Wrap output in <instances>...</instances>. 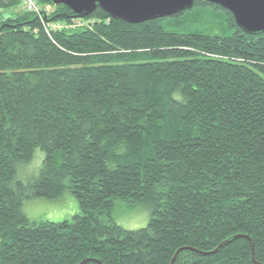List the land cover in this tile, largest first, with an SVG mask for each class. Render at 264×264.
<instances>
[{"label": "trees", "instance_id": "trees-1", "mask_svg": "<svg viewBox=\"0 0 264 264\" xmlns=\"http://www.w3.org/2000/svg\"><path fill=\"white\" fill-rule=\"evenodd\" d=\"M38 2L0 0V264H264V32L208 0L139 23ZM66 190L70 219L23 210Z\"/></svg>", "mask_w": 264, "mask_h": 264}, {"label": "water", "instance_id": "water-1", "mask_svg": "<svg viewBox=\"0 0 264 264\" xmlns=\"http://www.w3.org/2000/svg\"><path fill=\"white\" fill-rule=\"evenodd\" d=\"M67 5L75 16L86 17L100 6L112 17L139 23L171 16L194 6L195 0H51ZM229 9L238 25L250 34L264 32V0H208ZM238 236V235H236ZM248 237V235H245ZM250 238V237H249ZM251 240V238H250ZM224 241L222 244L227 243ZM220 245V246H221ZM218 248L213 250L216 251ZM253 254V243L251 241ZM172 264V263H171Z\"/></svg>", "mask_w": 264, "mask_h": 264}, {"label": "rangeland", "instance_id": "rangeland-1", "mask_svg": "<svg viewBox=\"0 0 264 264\" xmlns=\"http://www.w3.org/2000/svg\"><path fill=\"white\" fill-rule=\"evenodd\" d=\"M45 8V6H43ZM22 8L31 11L22 4ZM51 7L44 10L49 11ZM45 153L37 148L29 162L18 165L17 178L28 181L40 174ZM23 210L33 221L70 219L79 210V203L72 192L66 190L57 199L37 197L26 199ZM113 219L121 226L129 229L146 226L150 219V210L142 203L132 204L123 199H116L112 209Z\"/></svg>", "mask_w": 264, "mask_h": 264}, {"label": "built area", "instance_id": "built-area-1", "mask_svg": "<svg viewBox=\"0 0 264 264\" xmlns=\"http://www.w3.org/2000/svg\"><path fill=\"white\" fill-rule=\"evenodd\" d=\"M22 1V4L25 5V7L31 11H34L36 13L39 14L40 18L43 20L44 18V9L47 7H49L50 5L47 4L45 5V8L38 2V0H21ZM80 23V21L78 22ZM82 23V22H81ZM61 27V24L60 23H54V24H51V28H59ZM47 29L49 30V28L47 27Z\"/></svg>", "mask_w": 264, "mask_h": 264}]
</instances>
